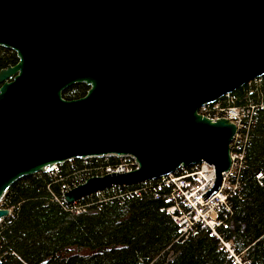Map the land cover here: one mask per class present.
<instances>
[{
    "label": "water",
    "instance_id": "1",
    "mask_svg": "<svg viewBox=\"0 0 264 264\" xmlns=\"http://www.w3.org/2000/svg\"><path fill=\"white\" fill-rule=\"evenodd\" d=\"M0 47L18 59L0 70V201L20 178L105 156L137 169L65 204L202 162L217 188L236 128L198 110L264 75V0H0ZM75 84L85 96L63 99Z\"/></svg>",
    "mask_w": 264,
    "mask_h": 264
},
{
    "label": "trees",
    "instance_id": "2",
    "mask_svg": "<svg viewBox=\"0 0 264 264\" xmlns=\"http://www.w3.org/2000/svg\"><path fill=\"white\" fill-rule=\"evenodd\" d=\"M17 62L12 50L0 47V70ZM87 90L75 84L62 97L76 100ZM231 94L236 105L264 103V75ZM250 136L239 197L230 200L232 213L219 233L249 264H264V185L255 180L264 175V108ZM117 162L113 156L77 158L57 166L56 174L36 173L14 182L1 199L10 216L0 222V264H231L205 229L176 241L177 227L165 213L171 206L166 190L157 199L152 195L157 179L109 187L65 206V190Z\"/></svg>",
    "mask_w": 264,
    "mask_h": 264
},
{
    "label": "built area",
    "instance_id": "3",
    "mask_svg": "<svg viewBox=\"0 0 264 264\" xmlns=\"http://www.w3.org/2000/svg\"><path fill=\"white\" fill-rule=\"evenodd\" d=\"M258 80L259 78L254 79L247 84H255ZM235 101L232 94H227L215 102L203 105L198 110L201 116L211 121L225 119L236 128L230 142L231 165L228 171L221 173L217 188H215V168L202 162L189 168H181L173 174L157 179L152 187V195L157 199L159 191L166 190V199L171 202V206L165 209V213L170 216L177 227L178 238L176 241L183 242L198 228L205 229L210 237L218 241L219 250L225 253L226 259L231 264H249L243 254L237 252L231 242L221 236L219 229L225 225L232 213L230 200L239 197L240 174L245 167L246 149L251 139V128L255 123L258 110L264 108V103L249 102L244 105H236ZM108 157L110 156L103 158L108 159ZM116 158L118 159L116 165L106 167L95 177L113 173L123 174L137 169V163L133 157ZM51 171L57 172V166L47 172ZM255 180L258 184L264 185L263 174L255 175ZM68 190L70 189L65 190L63 194ZM134 194L138 195V192L135 191ZM75 203L64 204L70 206ZM71 208L76 212L83 210L79 207Z\"/></svg>",
    "mask_w": 264,
    "mask_h": 264
},
{
    "label": "rangeland",
    "instance_id": "4",
    "mask_svg": "<svg viewBox=\"0 0 264 264\" xmlns=\"http://www.w3.org/2000/svg\"><path fill=\"white\" fill-rule=\"evenodd\" d=\"M48 173L56 174L55 171H51V172H48ZM1 203H2V201H0V206H1Z\"/></svg>",
    "mask_w": 264,
    "mask_h": 264
}]
</instances>
